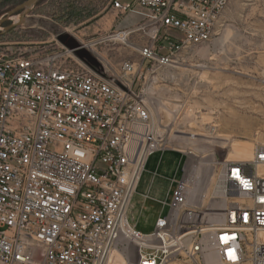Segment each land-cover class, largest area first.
<instances>
[{
  "label": "built area",
  "instance_id": "built-area-1",
  "mask_svg": "<svg viewBox=\"0 0 264 264\" xmlns=\"http://www.w3.org/2000/svg\"><path fill=\"white\" fill-rule=\"evenodd\" d=\"M228 2L113 0L116 25L140 22L77 48L56 36L51 49L0 53V264H264V144L215 161L210 196V178H186L185 164L167 215L142 235L127 212L148 157L167 150L161 118L133 90L134 63L110 75L76 55L112 43L172 66L221 36Z\"/></svg>",
  "mask_w": 264,
  "mask_h": 264
},
{
  "label": "rangeland",
  "instance_id": "rangeland-1",
  "mask_svg": "<svg viewBox=\"0 0 264 264\" xmlns=\"http://www.w3.org/2000/svg\"><path fill=\"white\" fill-rule=\"evenodd\" d=\"M24 1L0 0V19ZM112 1L41 0L21 26L4 30L19 21L21 11L0 25V53L51 49L60 35L88 44L116 25ZM226 13L228 26L218 39L182 51L176 63L166 68L142 63L132 46L104 43L87 50L110 75L118 72L124 61L135 64L133 90L142 91L161 118L159 132L167 140V150L185 152L191 165L194 159L200 160L201 179L215 180V161L245 160L229 155L227 144L245 146L250 153L256 145L264 144V0H230ZM127 26L123 21L117 29ZM137 38L134 35L130 43ZM189 134L203 137L185 139ZM191 146L200 154H190ZM183 163L168 153L155 152L148 157L127 212L130 227L142 235L154 231L156 219L169 211ZM212 192L213 185H209L208 195Z\"/></svg>",
  "mask_w": 264,
  "mask_h": 264
},
{
  "label": "water",
  "instance_id": "water-1",
  "mask_svg": "<svg viewBox=\"0 0 264 264\" xmlns=\"http://www.w3.org/2000/svg\"><path fill=\"white\" fill-rule=\"evenodd\" d=\"M40 0H26L24 3L18 5L13 10H11L7 16L3 19H0V25H2L5 21L9 20V17L18 12L21 11L19 15V21L17 23H14L12 25L7 26L4 30L8 31L16 26H21L24 23L23 18L32 10V8L39 2ZM1 35V33H0ZM57 40L69 48H77V43L73 42V40L69 39L66 35H60L58 36ZM76 55L79 59L83 60V62L88 66H96L98 63L95 61L93 57H91L90 53L84 50L83 48H79L76 51Z\"/></svg>",
  "mask_w": 264,
  "mask_h": 264
},
{
  "label": "bare ground",
  "instance_id": "bare-ground-1",
  "mask_svg": "<svg viewBox=\"0 0 264 264\" xmlns=\"http://www.w3.org/2000/svg\"><path fill=\"white\" fill-rule=\"evenodd\" d=\"M15 19L17 20V18H15ZM195 136L201 137L202 135L201 134H189V137H187L185 139L195 140L194 139ZM224 144H226V143H223V145ZM227 145H228V147L231 148V151H229V155H233L235 157L243 158L245 160L250 158L251 153H250L249 149H247V147H245V146L235 147L234 145L230 146V144H227ZM190 149L192 151V152H190V154H192V155H195L194 153L200 154V151L197 148H195L194 146H191ZM203 157H205V156H202V158ZM188 161H187L186 167H185L186 178L199 179L200 173H201V161L194 159V161H193L194 164H192V165ZM213 182H214L213 178L210 177V183L209 184L211 185V184H213ZM113 261L116 262V264H119V262H121V260L117 256L115 257V260H113Z\"/></svg>",
  "mask_w": 264,
  "mask_h": 264
},
{
  "label": "crops",
  "instance_id": "crops-1",
  "mask_svg": "<svg viewBox=\"0 0 264 264\" xmlns=\"http://www.w3.org/2000/svg\"><path fill=\"white\" fill-rule=\"evenodd\" d=\"M127 1H129V0H120V2H127ZM228 7H229V2L227 4V8H226V10L224 11V14H223V20L225 22V26H228L226 24V21L228 20L226 18V14H227L226 11H227ZM121 20H120L121 22L126 21L128 23V26L126 28H123V29H127V28H130V27L136 25L137 23H139L140 20H141V18L138 15H135V14H131L130 13V14L125 15ZM120 21L117 23L116 29H117V26L121 23ZM120 30H122V29H120ZM224 31H225V28H224L223 32ZM164 152H162L163 153V156H165L166 153H168V154L171 155V157H177L178 156V157L181 158V161L182 162L184 161L183 166H182V176H183V170H184V167H185V164H186V156L182 153V151H179V150H176V149H169V150H165Z\"/></svg>",
  "mask_w": 264,
  "mask_h": 264
},
{
  "label": "trees",
  "instance_id": "trees-1",
  "mask_svg": "<svg viewBox=\"0 0 264 264\" xmlns=\"http://www.w3.org/2000/svg\"><path fill=\"white\" fill-rule=\"evenodd\" d=\"M25 1H26V0H25ZM25 1H24V2H25ZM40 1H41V0H40ZM24 2H22V3H24ZM22 3H21V4H22ZM19 5H20V4H19Z\"/></svg>",
  "mask_w": 264,
  "mask_h": 264
}]
</instances>
